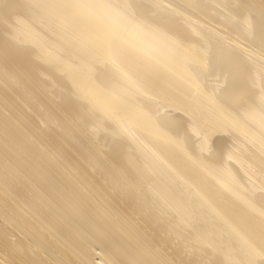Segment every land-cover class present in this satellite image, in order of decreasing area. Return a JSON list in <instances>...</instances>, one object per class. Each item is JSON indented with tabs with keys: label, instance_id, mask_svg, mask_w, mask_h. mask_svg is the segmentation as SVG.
<instances>
[{
	"label": "bare ground",
	"instance_id": "obj_1",
	"mask_svg": "<svg viewBox=\"0 0 264 264\" xmlns=\"http://www.w3.org/2000/svg\"><path fill=\"white\" fill-rule=\"evenodd\" d=\"M0 264H264V0H0Z\"/></svg>",
	"mask_w": 264,
	"mask_h": 264
}]
</instances>
